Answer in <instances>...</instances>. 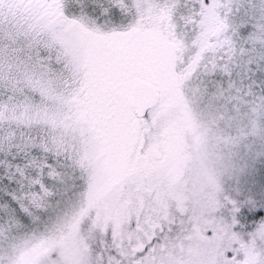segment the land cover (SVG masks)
Returning a JSON list of instances; mask_svg holds the SVG:
<instances>
[{
	"label": "snow or ice",
	"instance_id": "6c2138e0",
	"mask_svg": "<svg viewBox=\"0 0 264 264\" xmlns=\"http://www.w3.org/2000/svg\"><path fill=\"white\" fill-rule=\"evenodd\" d=\"M0 264H264V0H0Z\"/></svg>",
	"mask_w": 264,
	"mask_h": 264
}]
</instances>
